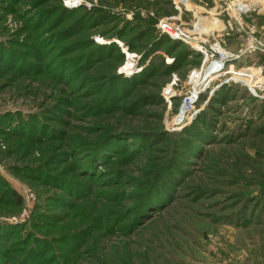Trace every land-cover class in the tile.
<instances>
[{
  "label": "rangeland",
  "instance_id": "1",
  "mask_svg": "<svg viewBox=\"0 0 264 264\" xmlns=\"http://www.w3.org/2000/svg\"><path fill=\"white\" fill-rule=\"evenodd\" d=\"M233 2L0 0V264H264V51L178 120L202 54L157 26L264 45Z\"/></svg>",
  "mask_w": 264,
  "mask_h": 264
},
{
  "label": "built area",
  "instance_id": "2",
  "mask_svg": "<svg viewBox=\"0 0 264 264\" xmlns=\"http://www.w3.org/2000/svg\"><path fill=\"white\" fill-rule=\"evenodd\" d=\"M174 3L176 4V2ZM259 4V0H234V2L232 3L233 9L231 11L234 16H239L241 12L247 11L258 13ZM157 26L162 32L166 33L170 37L179 38L183 41L185 40L186 42L188 41L187 43H189V45H191L194 49L202 54V62L200 68L193 70L190 74L189 81L192 85L191 90L187 95H185L182 100L181 106L178 111V120H180V117L181 119H183L192 116L197 102L202 97L201 92L203 91V89L206 88L209 82L216 80L217 78H219V76L223 75L225 71H227V67L232 65L229 63L232 59L240 58V56H243L244 54H255L260 50L264 51V45L258 41H250L247 46L240 49L237 53H232L231 51L227 50L224 47L223 39H219L218 41V39L216 38H211L207 39L205 42L204 40H201L200 36H193L194 34H198V32L203 31V29H201V27L197 23H194L191 27V30L188 31L180 29V27L175 24L166 23L163 20L159 21ZM228 29L230 30V27H228L227 30ZM170 31L175 36L171 35ZM260 71H262L261 67L259 68V74L261 73ZM193 74H197V78L195 77L196 85L194 84L195 81L193 80V78H191ZM213 78L215 79L213 80ZM262 79V77L259 79L258 77H254L252 87L260 86V84L264 82V80Z\"/></svg>",
  "mask_w": 264,
  "mask_h": 264
},
{
  "label": "bare ground",
  "instance_id": "3",
  "mask_svg": "<svg viewBox=\"0 0 264 264\" xmlns=\"http://www.w3.org/2000/svg\"><path fill=\"white\" fill-rule=\"evenodd\" d=\"M198 24V23H197ZM171 32V31H170ZM171 35H174V34H172V32L170 33ZM175 36V35H174ZM210 77H212V76H210ZM215 78H217V77H215ZM215 78H213V80L215 79Z\"/></svg>",
  "mask_w": 264,
  "mask_h": 264
},
{
  "label": "trees",
  "instance_id": "4",
  "mask_svg": "<svg viewBox=\"0 0 264 264\" xmlns=\"http://www.w3.org/2000/svg\"><path fill=\"white\" fill-rule=\"evenodd\" d=\"M246 69H247V68H246ZM243 70H244V69H243ZM256 75H257V74H255V76H254V77H257Z\"/></svg>",
  "mask_w": 264,
  "mask_h": 264
}]
</instances>
